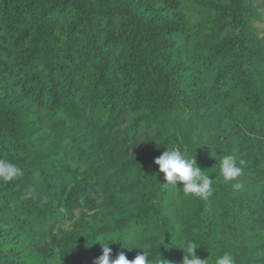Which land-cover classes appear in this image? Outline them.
Wrapping results in <instances>:
<instances>
[{"label": "trees", "instance_id": "1", "mask_svg": "<svg viewBox=\"0 0 264 264\" xmlns=\"http://www.w3.org/2000/svg\"><path fill=\"white\" fill-rule=\"evenodd\" d=\"M258 6L0 0V158L23 171L0 180V264H94L108 239L110 259L183 264L190 240L203 264H264ZM173 147L213 179L206 199L163 184Z\"/></svg>", "mask_w": 264, "mask_h": 264}, {"label": "clouds", "instance_id": "2", "mask_svg": "<svg viewBox=\"0 0 264 264\" xmlns=\"http://www.w3.org/2000/svg\"><path fill=\"white\" fill-rule=\"evenodd\" d=\"M154 163L159 166V171L164 174L166 185L182 188L185 195H193L201 199H206L211 195L213 179L206 175L198 166L195 157L189 158L177 148H166L162 154L155 158ZM245 161L240 160L239 165L234 155H224L220 160V174L225 181L236 180L243 171L242 166ZM23 175V171L16 164L8 159L0 158V180L5 183L16 180ZM178 182L182 186H177ZM242 183L237 182L233 185L235 190H240ZM96 241H100L97 239ZM108 239L106 243H101L102 255L97 257L94 264H153L149 258L150 253L146 252L143 247L142 253H138L134 259L129 260L123 251H119L114 259H110L112 249L109 247ZM176 246V245H175ZM131 250L134 246H123ZM183 264H203L205 259L199 258L195 254L197 246L192 241H186L183 247ZM158 264V262H157ZM214 264H235L234 258L229 253L215 258Z\"/></svg>", "mask_w": 264, "mask_h": 264}, {"label": "rangeland", "instance_id": "3", "mask_svg": "<svg viewBox=\"0 0 264 264\" xmlns=\"http://www.w3.org/2000/svg\"><path fill=\"white\" fill-rule=\"evenodd\" d=\"M255 2H259V0H255ZM257 9L259 14L258 17L253 18V25L255 27L256 32L260 36H264V7L258 6ZM71 220L72 219H65L62 224L66 226Z\"/></svg>", "mask_w": 264, "mask_h": 264}]
</instances>
